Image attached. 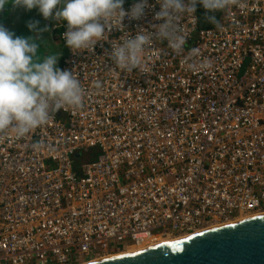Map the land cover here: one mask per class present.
I'll return each instance as SVG.
<instances>
[{"label": "built area", "instance_id": "1", "mask_svg": "<svg viewBox=\"0 0 264 264\" xmlns=\"http://www.w3.org/2000/svg\"><path fill=\"white\" fill-rule=\"evenodd\" d=\"M219 21L184 16V51L154 41L132 74L109 57L119 29L74 53L61 25L59 68L86 96L24 138L0 133V264H86L264 213V0Z\"/></svg>", "mask_w": 264, "mask_h": 264}, {"label": "clouds", "instance_id": "2", "mask_svg": "<svg viewBox=\"0 0 264 264\" xmlns=\"http://www.w3.org/2000/svg\"><path fill=\"white\" fill-rule=\"evenodd\" d=\"M232 2L155 0L153 4L152 0H136L125 10V0H0V12L9 5L28 11L38 9L45 20L66 23L63 38L74 53L94 50L112 30L119 29L123 35L112 41L109 57L120 72L132 74L144 68V53L154 41L166 43L176 53L184 51L187 38L180 26L184 16L202 8L204 19L219 29L222 25L216 13ZM150 10L156 23L141 27L135 35L125 30V18L141 21ZM28 28L34 35L21 37L0 24V133L11 130L17 138L46 126L62 110L82 108L86 96L75 71L58 67L56 53L41 54L38 40L47 28H41L39 21L29 23ZM189 55L198 56L199 49L191 48ZM192 67L208 68L210 64ZM94 86L100 89L102 82L96 81ZM39 147L41 142L33 144L34 149Z\"/></svg>", "mask_w": 264, "mask_h": 264}, {"label": "water", "instance_id": "3", "mask_svg": "<svg viewBox=\"0 0 264 264\" xmlns=\"http://www.w3.org/2000/svg\"><path fill=\"white\" fill-rule=\"evenodd\" d=\"M86 264H264V213Z\"/></svg>", "mask_w": 264, "mask_h": 264}, {"label": "crops", "instance_id": "4", "mask_svg": "<svg viewBox=\"0 0 264 264\" xmlns=\"http://www.w3.org/2000/svg\"><path fill=\"white\" fill-rule=\"evenodd\" d=\"M36 21H39V26L41 28H47V31L43 32L42 36L38 40L40 50H43L45 45H50L43 41L50 40L51 43H53V48L55 49L56 46H60V53L57 54L59 67L66 53L64 45L59 39L62 27L59 22L54 19L45 20L39 13L38 9L28 11L24 8H17L9 5L3 12H0V24H3L7 29L15 33L16 36H33L34 33L28 28V24Z\"/></svg>", "mask_w": 264, "mask_h": 264}, {"label": "trees", "instance_id": "5", "mask_svg": "<svg viewBox=\"0 0 264 264\" xmlns=\"http://www.w3.org/2000/svg\"><path fill=\"white\" fill-rule=\"evenodd\" d=\"M129 1H132V0H125V2H129ZM197 13H198V16H199V24H200V28H208V27H213V26H214V25L208 23V22L204 19L203 9H202V8H201ZM221 13H222V12H218V13H216L218 19H220ZM59 36H60L59 39H60V41L62 42V44L64 45V49H65V51H66V53H67L66 46H65V44H64V42H63V40H62L61 31H60V35H59ZM66 53H65V55H66Z\"/></svg>", "mask_w": 264, "mask_h": 264}, {"label": "rangeland", "instance_id": "6", "mask_svg": "<svg viewBox=\"0 0 264 264\" xmlns=\"http://www.w3.org/2000/svg\"><path fill=\"white\" fill-rule=\"evenodd\" d=\"M43 42H45V43H47V44H50V45H45L44 47H43V50H40L41 51V54H49V53H56V54H59L60 53V50H59V48H60V46H56V49L55 48H53V43H51V41L49 40V41H43ZM42 43V42H41ZM40 43V44H41ZM56 44V43H55ZM57 45V44H56Z\"/></svg>", "mask_w": 264, "mask_h": 264}, {"label": "bare ground", "instance_id": "7", "mask_svg": "<svg viewBox=\"0 0 264 264\" xmlns=\"http://www.w3.org/2000/svg\"><path fill=\"white\" fill-rule=\"evenodd\" d=\"M249 217H252V216H249ZM216 226H219V225H216ZM137 250H140V249H131V250L127 251V252L131 253V252H134V251H137Z\"/></svg>", "mask_w": 264, "mask_h": 264}]
</instances>
